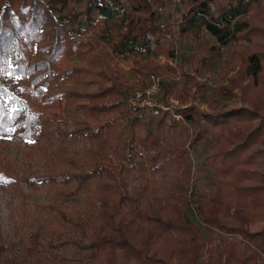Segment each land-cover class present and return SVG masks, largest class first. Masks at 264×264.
Segmentation results:
<instances>
[{
    "label": "trees",
    "instance_id": "16d2710c",
    "mask_svg": "<svg viewBox=\"0 0 264 264\" xmlns=\"http://www.w3.org/2000/svg\"><path fill=\"white\" fill-rule=\"evenodd\" d=\"M71 1L0 0V139L31 143L25 153L21 177L17 166L8 161L5 150L0 152V187L13 186L22 196L19 211L25 230L16 244L4 240L0 227V264H68L70 244L82 255V264H198L205 242L201 228L188 215V205L179 211L173 194L165 196V204L154 212H149L144 202L159 200L154 197L158 188L151 177L157 173L153 168L158 161L168 160L166 175L171 178L170 185L185 181L187 175L180 170L186 166L184 156L188 144L193 149L210 135L223 136L227 144H233L236 140L231 127L233 120L249 130L248 139L259 143L264 138V27L239 21L243 15L257 11L260 0H190L180 31L190 33L192 41L197 40L193 28L208 32L224 46L234 41L235 55L246 66V75L252 78L251 88L243 89L245 102L251 108H233L217 114L199 113L194 107L179 110L184 126L173 118L167 123L168 115L162 112L156 131L148 129L149 124L143 120L145 114L150 118L148 112L137 110L131 127L140 130L133 133L130 141L124 121L114 115L127 98L121 84L125 76L108 66V54L103 51L90 63L96 79L90 78L84 65H73L71 59L91 57L99 49L101 40L115 58L150 55L155 49L147 36L158 34L157 44H160L166 40L165 33L169 30L160 23L165 19L163 15L155 11L164 6V1L77 0L79 11L71 9L69 16L57 17L54 8ZM212 3L217 11L213 10ZM42 55L49 58L40 61ZM136 63L139 66L140 62ZM147 68L145 65L138 73L146 74ZM6 74L19 78L21 83L8 87L4 83ZM238 76H241L239 72ZM73 78L75 87L69 91L59 87L56 92L52 90L55 83ZM229 79L239 85L240 77ZM135 82L142 84L136 79ZM84 86L95 87V91L83 92ZM64 97L89 102L79 106L86 119L72 131L68 130L62 111ZM256 120H260L258 124ZM57 124L62 126L61 137L80 138L90 143L84 149L85 158L68 153L62 145H58L57 153H51L35 143L37 139L49 137L52 125ZM188 128L193 130L192 138ZM243 148L244 144L239 143L234 150L237 153ZM36 151L44 155L48 174L35 170ZM170 152L179 157L171 159ZM207 154L206 160L217 172L216 194L238 200L237 208L243 207L239 199H251L262 206V212L246 214L242 219L264 222V175L246 168L228 173L229 166L222 168L217 163L214 147ZM139 160L148 163L141 172L136 166ZM248 164L247 159L242 165ZM79 165L87 171H69V166L74 169ZM131 178L141 181L138 193L130 192ZM20 179L30 187L44 185L48 205L31 207ZM246 181L256 184L246 187L242 185ZM85 187L91 190L86 197V219L71 206L60 203L61 199L78 198ZM214 197L211 201L215 206ZM198 209L207 226L230 228L216 206L213 212L204 211L202 206ZM39 211L44 217L43 223H40ZM69 227L77 235L73 239L69 236ZM247 237L255 239L257 234H247ZM166 242L168 246L163 247ZM16 250L24 257L13 258ZM208 256L207 264H258L256 252L242 242H230L223 250L217 247Z\"/></svg>",
    "mask_w": 264,
    "mask_h": 264
},
{
    "label": "rangeland",
    "instance_id": "374dc122",
    "mask_svg": "<svg viewBox=\"0 0 264 264\" xmlns=\"http://www.w3.org/2000/svg\"><path fill=\"white\" fill-rule=\"evenodd\" d=\"M164 1V0H163ZM201 1V0H198ZM249 1V0H246ZM183 7L176 10L173 13L172 7L169 3L164 1V6L155 8L158 15H163V19L160 23L164 26H168L169 30L166 31V40L162 43H158V34H149L147 36L150 39L151 44L154 46V52L145 57H132L124 56L121 58H115L111 53V50L101 40L99 49L94 51L93 55L85 60H80L76 57L71 59L73 65H84L89 73L90 78L96 79L97 76L92 73L93 66L91 62L96 61L99 58V52L103 51L108 54L107 64L111 69H116L118 72L125 76V80L122 81L123 90L127 96L139 88H143L148 83V77L150 75H156L159 79V95L158 98L166 103L165 105L170 108L167 111L166 122H169L170 118L175 119L178 123L185 125L181 116H179V110H185L194 107L199 113L203 114H217L220 112L228 111L233 108H246L250 107V104L245 102L246 95L243 89L251 88L252 78L246 75V69L243 61L235 55L236 44L234 41L229 42L227 45H221L217 39L206 31H200L197 28H193L196 41H192L190 33L185 31V34L180 33L183 17L189 9L190 0H183ZM213 10L217 11V6L212 3ZM74 12L79 11L77 0H72L66 6L59 5L54 8V13L57 17L69 16L70 10ZM71 12V13H74ZM247 21L250 25L256 27H264V0H260V5L257 11L252 14L243 15L239 21ZM125 31V29H124ZM194 34H191L193 38ZM47 55L39 56L40 61L48 59ZM139 61V66L136 63ZM145 65L148 66L146 74L140 75L138 70H141ZM238 72L241 76H238ZM80 77L83 75H79ZM240 77L239 85H234L230 82L229 78ZM225 78H227L225 80ZM128 79V80H127ZM131 79L135 81H142L141 83L131 82ZM130 81V82H129ZM138 82V81H137ZM4 83L8 87L19 85L21 83L19 78H14L10 74H6L4 77ZM110 83H106L109 85ZM63 89L69 91L75 87V79L62 81L60 84L55 83L52 90L58 91ZM83 92H93L95 87H81ZM187 96V98L185 97ZM184 97L182 100L181 98ZM63 113L65 120L68 124V130L72 131L77 127L78 123H83L86 119L85 115L79 110L81 105H89L86 100L75 102L68 97L63 99ZM126 99L122 101L119 108L114 111L115 117H119L125 123V130L127 139H132L133 133H138L140 128H134L132 130V121L136 118L139 111L128 110L125 106ZM264 113V111H262ZM144 121L149 126L148 129L152 131L157 130V125L161 118H148L145 114ZM260 120H256L258 124ZM206 121L203 120L202 124L205 125ZM130 125V126H129ZM187 127V126H186ZM231 127L234 130L236 140L233 144H227L223 136L215 138L208 136L206 140L201 141L193 149L189 144L185 146L187 153L184 156L186 160V166L180 173L187 175L185 181H182L181 185H170L171 178L166 175V170L169 167L168 160H160L155 165L153 170H157L156 175L152 172L153 181L156 183L158 193H154V197L157 200L144 202L145 207L149 212H154L165 204L163 198L170 194L175 198L176 204L179 206V211L185 209L187 206L188 215L193 224L201 228L202 236L205 242L204 253L198 257V264H207L209 260V253L217 247L222 250L226 244L230 242H242L245 245L250 246L257 254V263L264 264V222L259 220H243L246 214H259L262 212V206L256 202H251V199H239L242 203V208H237L238 200L230 198L226 195H217V172L206 160L207 153L211 147H214V151L217 154V163L219 166H229L228 173L237 172L243 168L254 170L260 175H264V138L256 143L252 138L248 139L249 130H246L242 124L237 120H233ZM190 131V138H192L193 130ZM252 129V128H250ZM62 130L61 124L52 125V134L49 137L37 139V143L42 148H47L48 152L57 153L58 145L64 146L68 153L75 155L77 158L84 157L85 147H90V143L87 140L80 138H65L61 137ZM88 142V143H87ZM0 152L5 150L4 154L8 157V161L18 168V176H22V165L26 160V150L31 144L29 142L21 144L17 141L6 138L0 139ZM243 143L244 148L239 152H235V148L238 144ZM5 148V149H4ZM171 159H176L178 155L170 152ZM213 156V154H212ZM35 170L48 174L45 168V158L42 152L36 151L34 154ZM214 156L212 157V159ZM225 159V160H224ZM249 160V164L243 167V162ZM126 163V162H125ZM138 171L141 172L144 168H147L148 163L144 160H139L136 163ZM8 167V166H7ZM75 170L77 172L87 171L85 167L79 165L72 169L69 166V171ZM151 173V174H152ZM227 178V174L224 176ZM20 186L24 194L29 196L30 206L39 205L46 206L49 203V196L47 189L44 185H37L35 187L28 186L22 179H20ZM255 182L246 181L242 182V185L251 187L255 185ZM141 181H136L134 178L129 180L130 192H139ZM182 188H181V187ZM91 190L85 187L83 194L75 199H61L60 203L71 206L75 211L86 219V197L90 195ZM212 196L217 200L216 208L220 215L228 220L230 228L227 230L207 226L204 218L199 211V206H202L204 211H214V204L212 203ZM162 199V201H161ZM264 200V199H263ZM22 196L15 190L13 186L0 187V227L4 240L8 243H19L22 239L25 230L23 227V219L21 217L19 208L22 204ZM210 209V210H209ZM40 223H43L44 217L39 211L38 215ZM247 234H257L255 239L247 237ZM69 236L73 239L77 235L72 227H69ZM168 246V242L163 244V247ZM68 257L70 261L68 264H82V255L77 249L70 244L68 250ZM24 257L20 253V250H16L13 254L15 256Z\"/></svg>",
    "mask_w": 264,
    "mask_h": 264
},
{
    "label": "built area",
    "instance_id": "2783aa9c",
    "mask_svg": "<svg viewBox=\"0 0 264 264\" xmlns=\"http://www.w3.org/2000/svg\"><path fill=\"white\" fill-rule=\"evenodd\" d=\"M172 7L173 13L183 7V0H164ZM160 79L156 75L148 77V83L131 93L126 98L125 106L128 110H145L151 118L160 117L162 112L170 110L167 104L159 98ZM166 104V105H165Z\"/></svg>",
    "mask_w": 264,
    "mask_h": 264
}]
</instances>
